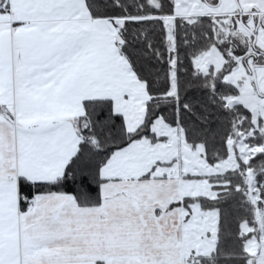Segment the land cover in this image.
<instances>
[{
	"label": "snow or ice",
	"instance_id": "6c2138e0",
	"mask_svg": "<svg viewBox=\"0 0 264 264\" xmlns=\"http://www.w3.org/2000/svg\"><path fill=\"white\" fill-rule=\"evenodd\" d=\"M0 264H264V0H0Z\"/></svg>",
	"mask_w": 264,
	"mask_h": 264
}]
</instances>
